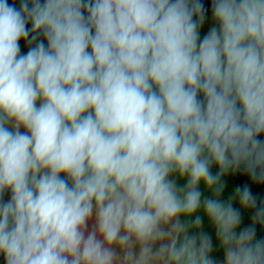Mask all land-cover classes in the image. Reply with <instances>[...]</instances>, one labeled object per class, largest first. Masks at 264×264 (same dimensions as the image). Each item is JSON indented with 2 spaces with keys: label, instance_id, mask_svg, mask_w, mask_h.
I'll use <instances>...</instances> for the list:
<instances>
[{
  "label": "clouds",
  "instance_id": "1",
  "mask_svg": "<svg viewBox=\"0 0 264 264\" xmlns=\"http://www.w3.org/2000/svg\"><path fill=\"white\" fill-rule=\"evenodd\" d=\"M262 137L264 0H0V264H264Z\"/></svg>",
  "mask_w": 264,
  "mask_h": 264
},
{
  "label": "trees",
  "instance_id": "2",
  "mask_svg": "<svg viewBox=\"0 0 264 264\" xmlns=\"http://www.w3.org/2000/svg\"><path fill=\"white\" fill-rule=\"evenodd\" d=\"M10 4L13 3V0H8ZM206 6H210V0H204ZM16 6L19 7L20 0H15ZM264 138V137H262ZM232 181L234 187L247 185L252 191L253 195L259 198V201H264V185H260L251 181V179L244 173L232 174ZM258 201V202H259ZM245 211V210H244ZM246 215L250 220L251 225V210L245 211ZM257 236L258 238H264V226L257 225Z\"/></svg>",
  "mask_w": 264,
  "mask_h": 264
},
{
  "label": "rangeland",
  "instance_id": "3",
  "mask_svg": "<svg viewBox=\"0 0 264 264\" xmlns=\"http://www.w3.org/2000/svg\"><path fill=\"white\" fill-rule=\"evenodd\" d=\"M208 27H210V24L208 26H206L202 32H201V36L203 37L204 34H206L207 30H208ZM22 44V51H26L27 48L24 47V42L22 41L21 42ZM213 171H216V169L214 168ZM232 177L231 175H229L228 177H225V180L227 182V188H226V192L224 194V198L226 199L228 195H230L235 187H234V184H233V181L231 180ZM201 188L203 190V185H201ZM205 195H207L208 193L205 191L204 193ZM238 206V205H237ZM241 212H242V218H243V225L242 226H248L250 225V220L248 218V216L246 215L245 211L243 209H241ZM205 230L206 231H209V234L213 236V240H214V243H215V237H214V232H212L209 228H208V223H207V220H205ZM214 258H216L217 260H222L223 259V256H222V253H219L217 254Z\"/></svg>",
  "mask_w": 264,
  "mask_h": 264
}]
</instances>
